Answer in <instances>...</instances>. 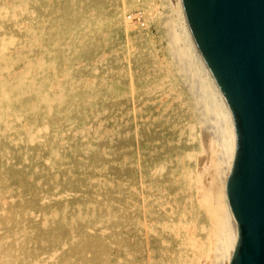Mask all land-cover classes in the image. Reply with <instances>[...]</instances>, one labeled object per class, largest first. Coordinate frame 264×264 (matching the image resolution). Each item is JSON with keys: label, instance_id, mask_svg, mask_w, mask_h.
Instances as JSON below:
<instances>
[{"label": "bare ground", "instance_id": "bare-ground-1", "mask_svg": "<svg viewBox=\"0 0 264 264\" xmlns=\"http://www.w3.org/2000/svg\"><path fill=\"white\" fill-rule=\"evenodd\" d=\"M41 1L0 0V264H230L239 240L226 190L236 125L182 0L166 4L160 17L174 60L163 71L158 67V82L169 84L164 94L178 98L176 175L117 189L113 173L109 180L99 178L104 167L92 158L98 162L102 154L91 143L99 124L81 119L88 111L83 101L93 98L78 93L81 82L65 68L67 59L56 56L62 44L50 45V9ZM178 74L189 78L195 97L178 92ZM211 116L216 128L209 134L220 143L210 137L199 166L194 158L200 144L189 150L182 143L198 140L201 128L211 127L202 123ZM164 167L158 163L154 171ZM87 187L91 194H82ZM136 251L147 252L142 263Z\"/></svg>", "mask_w": 264, "mask_h": 264}, {"label": "rangeland", "instance_id": "rangeland-1", "mask_svg": "<svg viewBox=\"0 0 264 264\" xmlns=\"http://www.w3.org/2000/svg\"><path fill=\"white\" fill-rule=\"evenodd\" d=\"M37 1L38 5L42 2ZM44 2L51 14L47 19L52 26L50 33L54 36L50 45L52 46L53 42L62 44L61 55L56 56L67 59L65 68L67 67L71 75L81 82L78 83V93L82 91L93 98L92 101H83V108L86 106L88 111L82 114L81 119L93 120L95 126L99 124L97 140H91L93 146L102 154L98 157V162L92 158L94 164L99 163L104 167L99 178L109 180L113 178L111 177L113 173L115 189L121 188L122 183L127 182L132 185L144 180L170 181L176 175V171H173L176 166L174 158L178 155L180 128L178 98H175L177 94L174 93L168 94L169 96L164 94L169 84L167 82L161 85L158 79L161 78L164 70L162 68L168 60H174L168 53L170 43L160 25L165 5L173 3L174 0H44ZM38 24L41 26L40 22ZM44 54L45 52H42L40 56ZM188 79L178 74L177 90L195 97L189 90ZM89 104H93L91 110ZM208 119L207 122H202L203 126L207 124V127H211L201 128L198 140L185 139L182 143L184 149L189 150L200 144V152L198 151L194 158L199 166L198 163L205 159L209 149L210 137L214 138L210 136L213 135L212 127L216 128L213 117ZM216 138L215 135L213 142L218 145L220 142ZM107 153L110 156H107ZM185 161H189V158L187 157ZM158 163H165V167L163 170L154 171ZM83 166L88 167V161ZM83 173L89 178L94 176L93 170H83ZM80 176L83 175L80 173ZM92 190V187H87L82 194L89 195ZM99 198L102 200L105 197ZM106 238L111 239L113 236L108 235ZM104 250L103 245L99 246L100 256ZM146 253L136 251L134 257L138 256L142 263ZM113 261L118 259L111 262Z\"/></svg>", "mask_w": 264, "mask_h": 264}, {"label": "water", "instance_id": "water-1", "mask_svg": "<svg viewBox=\"0 0 264 264\" xmlns=\"http://www.w3.org/2000/svg\"><path fill=\"white\" fill-rule=\"evenodd\" d=\"M182 2L236 125L226 190L239 240L230 264H264V0Z\"/></svg>", "mask_w": 264, "mask_h": 264}]
</instances>
